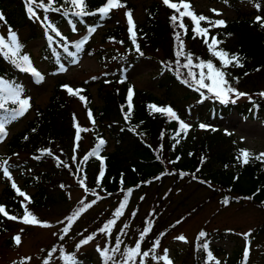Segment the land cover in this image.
<instances>
[{
    "label": "trees",
    "instance_id": "1",
    "mask_svg": "<svg viewBox=\"0 0 264 264\" xmlns=\"http://www.w3.org/2000/svg\"><path fill=\"white\" fill-rule=\"evenodd\" d=\"M121 1L125 2L124 0ZM158 1H153L150 5H147L145 7V19L142 22L135 23L137 43L143 55L135 51V45L130 39L129 24L127 22L118 23L107 30L102 37V41L109 40L121 46L118 51H112L110 55L119 63V71L115 72V75H111L110 72L106 71L100 75H94L85 85L71 86L74 90H83L78 96L69 95L67 90L62 87L65 84L58 81L48 102L42 107L35 108L34 116L27 121L26 126L11 135L6 143L5 151L0 154V158L9 159L14 152L18 153L19 150H24L29 158L34 160L35 164L28 162V158L23 161H19L18 158L9 159V164L12 166L10 170H16L18 175L26 177L24 178L25 185L20 186L22 191H25L26 186L34 185L40 172L36 169V164L41 165L45 161L50 163L51 167L58 173H63L73 179L72 183L74 185L81 186L79 183L80 177L86 176L85 185L90 191L85 192L84 196L68 209L66 215L59 219V222L62 219L61 221L64 223L62 228L69 223L66 217H71L80 209H83V211L74 220L75 223L85 214H88L96 203L106 200L112 204L109 208L104 209L102 213L89 218L92 225L91 229L80 233L81 230L75 228L76 231L72 237L75 238L76 245L91 234H95L94 239L101 234H105L98 230L114 218L115 211L127 195V206L123 215L116 219V223L121 217L128 214V207L132 203H134V206L127 220L116 231L114 229L115 223L111 229V236L106 235L104 246V248L108 247L109 249L115 247L116 238L119 237L122 243L120 244V252L115 253V256L117 260L121 261V264L123 260L122 253L135 246V243L140 239V234L146 227V221L151 222V230L141 242L142 252L149 251L154 241L159 240L161 242L171 226L184 217L182 215L169 226L158 229V222L164 206L161 205V200H156L155 197L158 195L159 187L168 177H174L176 181L186 180L208 186L212 195H216L218 198L221 206H226L223 201L228 198L229 203L227 205L232 202H240L243 205L251 203L264 211V163L250 159V162L244 165L242 161L237 160L241 149H249L233 137V132L227 133L222 126L216 124L220 117H224L232 111L238 112L242 119L257 118L264 120V96L260 95L264 92V87H261V83L258 82L260 77H264V27H261L260 23L256 21V17L264 18V15L250 17L249 14L241 12L238 2L242 0H217L234 5L237 13L229 19L198 12L192 7L190 9L195 14H202L211 21L221 19L226 21V27L213 28L206 21L201 22V26L210 28L209 42H211V36H216L218 40L223 41L222 44L218 45V49L226 50L229 54L238 53L241 57L240 62L244 65L242 68L230 66L224 71L228 74L226 78L231 86L247 95L239 99L233 97L236 100L235 103L223 104L211 93H208L206 89L196 91L194 83L190 87L181 82L182 79H190V77H187V69L175 63L177 59L175 51L178 47L177 42L174 40L175 32L182 33L181 38L184 41L185 54H194L195 63H199L200 60H213L214 64L219 67L220 61L211 55L201 37L193 38V23L189 17L183 19L188 28L187 34L184 35L182 29L175 27L170 22V17L173 14L177 16L179 14L175 13L174 9L164 5L162 0ZM254 1L259 8H264V0ZM44 2L47 3V0H44ZM102 2L103 0H86V10L95 11ZM170 2L179 4V0ZM10 4L15 9L9 10L8 6ZM61 5L64 9H68V15H64L63 11L45 13L42 9H37V12L41 20L47 15L49 21L62 33V37L56 36L55 33L47 30L39 21L30 19L29 14L26 12L25 0H0V12L5 17L4 23L7 27L16 28L21 26L24 28L25 34L21 35V38L18 36L23 46L31 39L44 38L41 47V59L47 61V72L49 74L57 71V64L61 59L72 61L84 52L89 55L96 54L99 62L107 67L108 63L106 61H108L109 53L101 49H94L90 43L91 37L86 40L83 37L72 42L69 40L71 30H63L62 27L65 25L69 27L72 24L77 26L79 30H86L88 26L95 27L103 24L104 21L112 17V12L109 14L110 18L106 19H102L99 15L79 18L71 14L76 9L69 4H65V0H57L54 7H60ZM181 11H184V9L181 8ZM14 12L16 16H14ZM177 23H179V20ZM261 23H264V20ZM50 36L53 39L50 40ZM63 38H66V40ZM78 44L79 47H77ZM158 51L159 54H156ZM24 52L23 47L22 54ZM151 56L157 58L160 69L164 71V74L160 77V82L165 86L166 93H168L166 97H160L136 88L125 75L127 69L134 63L144 57ZM183 63L185 61L182 59L181 65ZM200 70L197 67L192 68V71L196 73ZM204 71L207 72V69L205 68ZM26 74L30 73L21 71L9 60L0 56V77L14 85H22L20 77ZM94 77L95 79H93ZM89 83L97 84V94L102 101L100 108L92 105ZM205 83H208V81H205ZM130 87L133 88L134 95L131 102V114L126 120L125 113L129 111L127 96ZM172 87L182 88L185 93L181 98L171 99L169 94ZM201 92L209 98L202 97ZM79 96H84L86 100L82 101ZM189 98L193 100H188ZM73 99H80L87 112L91 110L92 117L90 118L95 120V125H93V130H91L89 136V143H83L85 131L80 133V140H76L77 130H75L74 125L78 123L81 128L83 126L79 123L78 113L71 106ZM31 104H33V101H31ZM153 104L158 107L171 106L180 120L191 125L187 133L180 131L177 120L170 119L164 114L149 109L148 105ZM9 106L11 107V105ZM5 115L6 113L0 111V118ZM200 124L207 127L201 129ZM178 132L179 135H177ZM106 133L109 137L105 135ZM101 138L105 141V144L100 146L98 150L97 156L99 158L89 156L88 160H84L85 155L97 150ZM110 138L113 139L114 147L108 151L106 146L110 142ZM177 141L179 142L177 143ZM45 149H50L53 155L49 156L42 151ZM251 153L253 156L258 154ZM36 157H39V159ZM55 157H59V160L63 162L60 166H57L58 161ZM171 161H175V163H170ZM212 162L220 165L211 167ZM78 169L82 171L78 172ZM101 170L104 171L105 175L98 186L97 177ZM44 174L48 175L46 172ZM60 181L65 183L64 178H60ZM151 186L155 187V192L150 208L141 220L131 225V220L135 216L133 213H137L139 201L143 196L145 197L146 191ZM122 188L125 190L131 189V194L128 195L127 191H121ZM92 191L98 193L100 198L98 199L97 196L92 195ZM26 194L32 200L27 205L31 212H34L33 208L35 206L43 203L47 195L42 183L38 184L34 193ZM166 194L168 193L165 192ZM245 197H251V199H245ZM82 200L84 201L83 204H81ZM93 201L95 202L93 203ZM88 204H91V207H85ZM0 205L5 206L8 211L15 215L17 214V217L24 214L19 195L9 182L5 183L3 195L0 194ZM36 217L38 218V216ZM53 222L54 224L58 223L57 221ZM125 225H128V227L125 228ZM10 227L11 223L0 214V233L6 232ZM122 229L123 232H121ZM201 231L207 234L206 237L199 238ZM251 232L253 233L240 249H236L237 251L235 250L234 254H228L227 258H222L224 263L240 264V261H243L248 264L251 260H249L251 254L249 246L254 240L258 239L260 233L264 232V222L255 226ZM212 233L217 236L224 235L222 232L218 233L201 228L194 236L192 240V264H214L219 254L226 253L220 245L210 243L209 235ZM76 234L78 238H76ZM202 243L208 244L207 250L201 248ZM56 245V243L53 245L51 251L53 248L56 249ZM246 247L248 248L247 255H245ZM208 252H211L214 257L211 262L207 257ZM60 253L61 255L75 254L76 247L67 250L63 246ZM109 254L112 255L111 251ZM76 258L80 259L77 256ZM144 259L145 257L143 262ZM257 261V259H254L251 264ZM98 264H104L102 257ZM109 264H112V262L109 261ZM135 264H141V257H136Z\"/></svg>",
    "mask_w": 264,
    "mask_h": 264
},
{
    "label": "rangeland",
    "instance_id": "2",
    "mask_svg": "<svg viewBox=\"0 0 264 264\" xmlns=\"http://www.w3.org/2000/svg\"><path fill=\"white\" fill-rule=\"evenodd\" d=\"M124 1L121 2L126 4V7L112 10V17L104 21L103 24L97 25L96 31L91 36L90 43L94 49H101L109 53L108 61H106L108 63L107 67L99 62L96 54L89 55L84 52L73 60L77 62L63 61L66 71L57 70L55 73L49 74L47 72V61L41 59V47L44 43V38H34L25 44L24 49L26 54L30 56L33 65L42 71L44 80L42 83H36L29 74L20 77L24 88L23 95L31 97L33 104H31V108L23 117L7 125L8 135L3 143H0V154L5 151L6 143L11 135L26 126L27 121L34 116L35 108L42 107L48 102L53 88L58 81L67 82L72 86L85 85L94 75H100L106 71L110 72L111 75H115V72L119 71V63L116 59L110 57V55L112 51H118L121 46L109 40L102 41L103 35L118 23L127 22L125 13L128 10H131L135 23L142 22L145 19V7L153 1L158 0ZM188 2L198 12H204L208 15L229 19L237 13L234 5L222 3L217 0H188ZM238 5L239 10L249 14L250 17H253L255 14L264 15V8H259L254 0H242L238 2ZM8 8L9 10L15 9L12 4ZM212 9H216L221 14L217 15ZM14 16H16L15 12ZM11 29L20 38L25 34L24 28L21 26ZM62 29L68 30L70 28L65 25ZM8 31L9 27H7L4 21H0V34L7 37ZM77 35L78 33H72L70 37L73 38ZM156 54H159V51ZM163 74L164 71L160 69L155 56L142 58L128 68L125 73L136 88L143 89L160 97H166L168 93H166L165 86L160 82V77ZM258 82L261 83V87H264V77H260ZM88 86L92 94V105L100 108L102 101L97 94V84L89 83ZM184 93V89L172 87L169 97L171 99L181 98ZM188 100L193 99L189 98ZM71 103V106L78 113L79 123L84 129H88L85 132L83 143H89V136L91 130H93L92 119L88 116V112L80 99H73ZM216 124L222 126L227 133L233 132V137L242 142L251 152L258 154L264 152V120L242 119L238 112L232 111L226 116L220 117ZM105 135L109 137L108 133ZM113 147V139L110 138L106 150H112ZM13 158H18L19 161L28 158V162L34 163V160L29 158L24 150H19L18 153L14 152L10 159ZM219 165V163H211V167H218ZM36 169L40 171L39 177L34 182V185L26 186L25 193H34L39 183L44 185L47 193L46 199L41 205L35 206L33 208L34 212L32 213L38 216V220L50 222L49 224L52 226L26 225L20 219L12 221L6 218L11 223V227L6 232L0 233V264H20V261L27 257L31 259L26 260L25 264H44V260L48 258L50 252L52 255L49 264H65V261L63 262V259H61L62 255L60 251L63 246L67 250L76 247L75 238L72 237L76 231L75 228L81 230L79 231L80 233L91 229L92 225L90 224L89 218L97 216V214L102 213L104 209L112 205L106 200L96 203L88 214H85L77 223L74 221L71 224L68 235L59 241V236L62 235V225L64 224L61 223L62 219L60 222L59 219L63 218L68 209L84 196L85 190L82 186L74 185L72 183L73 179H70L63 173H58L47 161L41 165L36 164ZM44 172L48 175L46 176ZM11 173L13 180L19 188L25 185L24 178L26 177L18 175L16 170L11 171ZM60 178H64L65 183L61 182ZM6 182L11 183L0 173V194L2 195ZM62 185L63 187H61ZM154 192L155 187L151 186L146 191L145 197L143 196V199L139 201L137 213L131 220V225L141 220L150 208L153 202ZM165 192L168 194L165 195ZM157 194L155 199H160L161 205L164 206L162 207L163 211L158 222V229L169 226L184 215L183 218L171 226L169 232L161 240L160 246L155 250V255L159 257L163 256V250L167 249V255L173 264H192V240L201 228L218 233L222 232L224 234L223 236H217L212 233L209 236L212 245H220L226 252L225 254H219L215 261L218 260L220 264H226L222 261V258H227L228 254H234L237 251L236 249H240L244 245L246 238L250 237V235L245 237L243 234L249 232L252 234L253 232L251 231H253L254 227L264 222V211L262 209L251 203L243 205L240 202H232L229 205L221 206L218 198L216 195H212L208 186H203L196 182H188L186 180L176 181L174 177H168L159 187ZM19 199L21 201L24 200L20 196ZM133 206L134 203L128 207V214L121 217L116 223L115 231L127 220ZM16 216L18 215L16 214ZM53 221H57L58 223L54 224ZM16 235H20L21 237L20 245H16L13 240V237ZM181 235L186 237L187 242L176 239V237ZM76 238H78V235ZM105 240L106 234H101L89 244L81 247L75 253L80 258L78 260L82 264H98L101 260V255L97 252V246L103 249ZM55 243L57 244L56 251L52 252L51 248ZM152 247L153 244L150 246V249ZM249 249L251 251L249 260H251L248 264L253 263L254 259L258 260L254 264H264V232L260 233L258 239L250 244ZM152 255L150 252L149 256L145 257L144 264H165L163 260L152 259ZM244 264L247 263L245 262Z\"/></svg>",
    "mask_w": 264,
    "mask_h": 264
},
{
    "label": "snow or ice",
    "instance_id": "3",
    "mask_svg": "<svg viewBox=\"0 0 264 264\" xmlns=\"http://www.w3.org/2000/svg\"><path fill=\"white\" fill-rule=\"evenodd\" d=\"M164 5H166L170 9H174L175 13H178L179 16L176 14H173L170 17V22L175 26L183 30V34L186 35L188 32L187 25L183 22L184 17H189L190 20L193 23L192 27V32H193V38L195 39L196 37H201L204 44L207 46L209 49L211 55L220 61V66L217 67L213 60H208V61H203L200 60L199 63L194 62V54L192 53H187L185 54L184 51V41L182 40L181 36L182 33L177 31L174 33V40L177 42V50L175 51V56H176V65L183 67L187 69V77L181 80L182 83L192 86L194 83L196 85L195 90L200 91V89H206L208 93H211L212 96H214L216 99H218L221 103L223 104H228V103H235L236 100L233 99L235 97L236 99H239L242 96L247 95L246 93L239 92L236 88L232 87L231 84L229 83V80L226 78L227 73L224 71V69L234 66V67H243L244 65L240 62L241 57L238 53L235 54H229L226 50L223 49H218V45L222 44L223 41H220L217 39L216 36H211L209 42V33H210V28L208 27H202L201 22L206 21L211 27H226V21L224 20H216V21H211L204 15L200 14L197 15L195 14L194 11H190L191 9V4L188 2V0H179V4L175 2H170V0H162ZM57 3V0H47V3L44 2V0H25V7H26V12L29 14L30 19L37 20L41 23L42 26H44L47 30H50L51 32L55 33L56 36L62 37V33L58 30V28L51 22L49 21L47 15L44 16L43 20L40 19V16L38 15L37 9H42L45 13L49 11H54V12H61L63 11L64 15H68L69 11L68 9H64L63 5L60 7H54V5ZM65 4L71 5L73 8L76 10L72 12L71 14L82 18L84 16H96L99 15L102 19L110 18V13L114 9H119V8H125L126 4L122 3L121 0H106V3L102 6H100L98 9L95 11H88L86 10V0H65ZM181 8L184 9V11H181ZM214 13L217 15H220L221 13L217 12L216 9H212ZM127 23L129 24V33H130V39L132 40L133 44L135 45V51L139 53L140 55H143L141 52L140 46L137 43V32L135 30L136 25L133 21V15L131 10L126 11L125 13ZM5 17L2 12H0V21H4ZM179 20V23L177 21ZM264 20L262 17H256L257 23H260L261 27H264V23H261V21ZM73 30H75V27L73 26ZM90 31L95 32L96 29L93 27L90 29ZM230 35V34H229ZM49 39H53V37H49ZM66 40V38H63ZM123 43V42H121ZM23 44L20 42L18 34L13 31L9 27L8 31V36L5 37L4 35L0 34V56H3L5 59L9 60L14 66L19 68L21 71L30 73L33 78L34 82L36 83H42L44 80L43 74L37 70L31 61V58L28 54H22L23 50ZM79 47V44L77 45ZM71 55V53H70ZM184 60L185 63L181 65V60ZM77 62V61H73ZM197 67L201 69L198 73L193 72L192 68ZM207 69V72L204 71V69ZM61 71H66V69L62 66ZM178 71V69H177ZM259 71V69H257ZM247 75V73H245ZM182 75V74H181ZM179 78V76H178ZM95 79V77L93 78ZM205 81H208V83H205ZM123 82V81H121ZM238 82V78H237ZM63 88H65L68 92L69 95L71 96H78L82 89H76L74 90L68 85H63ZM24 93V88L22 85H14L13 83L5 80L3 77H0V111H3L6 113L5 116L0 118V143H3L4 139L7 137L8 132L6 130V126L13 121L19 119L20 117H23L27 111L31 108V97H26L23 95ZM134 95V90L133 88H129L128 90V109L129 111L125 113V119L127 120L128 117L131 114V108H132V97ZM261 96H264V92L260 93ZM201 96L204 98H209L205 97L204 93L201 92ZM79 98L83 101L86 100L84 96H79ZM11 105V107L9 106ZM149 109H151L153 112L156 113H161L169 117L170 119L177 120L179 123V128L180 131L184 132L185 134L187 131L190 129L191 125L185 123L184 121L180 120L177 113L172 109L171 106H166V107H158L156 105H148ZM123 111V109H122ZM88 116L92 117V112L91 110L88 111ZM91 123L95 125V120L92 119ZM76 127V140H80V133L82 131H88V129L81 128L80 125L77 123L74 125ZM199 127L201 129L206 128L207 126L204 124H200ZM35 131V129H33ZM179 135V132L177 133ZM27 139V137H25ZM179 141H177L178 143ZM105 141L101 138L99 139L98 145H97V150L92 151L89 154L84 156V160H88L89 156H97L98 150L100 146L104 145ZM44 151L47 155L52 156L53 153L50 149H45L42 150ZM18 155V154H14ZM39 159V157H36ZM97 158H99L97 156ZM10 159V158H9ZM9 159H3L0 158V173H2L3 177L7 178L11 182L12 188L16 191V193L20 196L23 197L24 200L21 201V207L23 208L24 214L22 217H17L16 215H10L8 211H6L5 206L0 205V214H2L4 217H6L8 220L16 221L20 219L24 224L26 225H40L43 227H51L47 222H42L38 220V218L29 210L28 204L32 202L31 197L28 196L24 191H22L16 182L13 180L12 173L10 171V168L12 167L9 164ZM58 161V165L60 166L62 161L59 160V157H55ZM203 159V158H202ZM250 159H255L259 160L262 163H264V152L259 153L257 155H254L247 149H241L240 150V155L237 156V160L242 161V164L247 165L250 162ZM170 163H175V161H171ZM78 172H81V169L77 170ZM105 173L103 170H101L98 174L97 177V185L99 186ZM186 175V174H184ZM85 180L86 176H81L79 183L81 184L82 187L85 188V192H89L90 190L87 188L85 185ZM63 187V185L61 186ZM121 191H127L128 195L131 194V189H121ZM92 195L97 196L99 199L98 193L95 191H92ZM110 195V194H109ZM87 199V197H85ZM143 199V198H142ZM245 199H251V197H245ZM95 201H93L94 203ZM84 201H81V204H83ZM128 203V196L126 195L125 198L121 201L119 204V207L114 213V218L109 220L101 229H99V232L105 233L108 236H111V229L116 223V219L119 218L120 216L123 215L124 209L126 208ZM225 205L229 203L228 198H225L223 201ZM85 207H91V204L85 205ZM83 209L78 210L76 213H74L71 217H66V219L69 221L68 225H66L61 231L63 235H60V239L63 240L65 236L68 235L71 223L81 214ZM135 215V213H133ZM63 223V221H61ZM125 228L128 227V225L124 226ZM151 230V222L146 221V227L144 231L140 234V239L135 243V246L132 248L127 249L124 253H122V264H135L136 257H141V264H144L143 258L148 257L149 253L151 252L152 259L154 260H163L165 264H173V262L169 259L167 253L168 250L164 249V255L157 257L155 255V250L160 246V241L156 240L153 242V247L149 251H141V242L145 239L147 236L148 232ZM123 232V229L121 230ZM206 233L204 231H201L199 233V238H204L206 237ZM245 237L251 235V233H244L243 234ZM95 238V234H91L87 237H85L83 240H81L77 245H76V251L78 252L81 247L89 244L93 239ZM176 239L185 241L186 237L183 235L176 237ZM13 240L16 245H20L21 243V237L20 235H16L13 237ZM122 241L119 239V237L116 238V245L115 247H112L109 249L108 247L105 248H100V246H97V252L101 255L102 260L104 261V264H109V261L112 262V264H121V261L116 259L115 253L120 252V244ZM208 244L207 243H202L201 248L203 250L208 249ZM56 249L53 248L52 252H55ZM111 251L112 255L109 254ZM248 253V248H245V255ZM52 253L50 252L48 255V258L44 260V264H49V260L51 259ZM208 260L211 262L214 260V257L212 256L211 252L207 253ZM30 257L24 258L20 261V264H25L26 260H30ZM61 259L65 261V264H82L80 262L75 254H67V255H62ZM215 264H220V262L217 260L215 261Z\"/></svg>",
    "mask_w": 264,
    "mask_h": 264
}]
</instances>
